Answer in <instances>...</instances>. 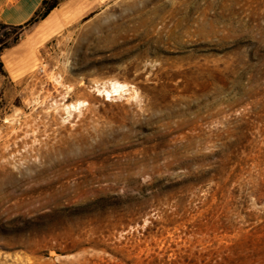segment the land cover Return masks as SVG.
<instances>
[{"label": "rangeland", "instance_id": "obj_1", "mask_svg": "<svg viewBox=\"0 0 264 264\" xmlns=\"http://www.w3.org/2000/svg\"><path fill=\"white\" fill-rule=\"evenodd\" d=\"M48 4L0 56V264H264V0Z\"/></svg>", "mask_w": 264, "mask_h": 264}, {"label": "crops", "instance_id": "obj_2", "mask_svg": "<svg viewBox=\"0 0 264 264\" xmlns=\"http://www.w3.org/2000/svg\"><path fill=\"white\" fill-rule=\"evenodd\" d=\"M41 0H0V21L5 24H22L37 10Z\"/></svg>", "mask_w": 264, "mask_h": 264}, {"label": "trees", "instance_id": "obj_3", "mask_svg": "<svg viewBox=\"0 0 264 264\" xmlns=\"http://www.w3.org/2000/svg\"><path fill=\"white\" fill-rule=\"evenodd\" d=\"M55 6V4H48V0H41V3L34 14L22 24H5L0 22L1 27L13 30V33L5 38H0V56L4 48H7L11 45H14L24 29L30 24L38 21L39 19L44 18L48 12ZM0 73H5L3 62L0 58Z\"/></svg>", "mask_w": 264, "mask_h": 264}, {"label": "bare ground", "instance_id": "obj_4", "mask_svg": "<svg viewBox=\"0 0 264 264\" xmlns=\"http://www.w3.org/2000/svg\"><path fill=\"white\" fill-rule=\"evenodd\" d=\"M125 88V84L118 82V81H113L111 82V88L110 89H104V87L102 88V90H100L99 92L102 94V96L104 97V99H110L111 96L118 94L120 92H122ZM101 89V88H100ZM77 105L76 104H67L66 108H75Z\"/></svg>", "mask_w": 264, "mask_h": 264}]
</instances>
